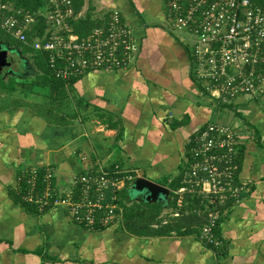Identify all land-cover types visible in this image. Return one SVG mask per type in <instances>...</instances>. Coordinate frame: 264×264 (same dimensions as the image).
I'll list each match as a JSON object with an SVG mask.
<instances>
[{
    "label": "crops",
    "instance_id": "crops-1",
    "mask_svg": "<svg viewBox=\"0 0 264 264\" xmlns=\"http://www.w3.org/2000/svg\"><path fill=\"white\" fill-rule=\"evenodd\" d=\"M164 6V0H84L95 17L119 11L139 52L130 67L87 74L60 99L26 83L29 74L18 80L0 71V264H264V92L218 107L194 80ZM211 121L236 129V171L245 186L237 201L222 205L221 251L196 233L184 235L195 217L179 219L170 206L171 185L188 167L189 142ZM49 166L61 190L86 170H137L169 196L147 202L130 194V184L123 188L127 205H160L159 226L177 223L182 233L134 235L120 227L122 217L91 230L63 207L27 208L15 194L19 176ZM159 226L155 221L150 230Z\"/></svg>",
    "mask_w": 264,
    "mask_h": 264
},
{
    "label": "built area",
    "instance_id": "built-area-1",
    "mask_svg": "<svg viewBox=\"0 0 264 264\" xmlns=\"http://www.w3.org/2000/svg\"><path fill=\"white\" fill-rule=\"evenodd\" d=\"M168 31L186 49L194 80L202 93L220 108H228L239 98H253L264 92V4L256 0H164ZM11 4L0 2V30L17 42L47 54V63L57 79L67 84L90 72L115 71L130 67L138 52L132 30L121 24L118 11L111 15L110 27H96L86 37L73 33L76 19L72 0H47L43 18L45 29H34L37 18L22 14ZM78 16V15H77ZM32 31V34L29 33ZM229 104L230 106L226 107ZM237 132L228 124L211 121L189 142L188 167L176 193L197 194L208 201L207 218L199 240L219 249L222 238L216 228L223 205L230 197L237 201L245 186L236 175ZM27 176L33 200L38 168ZM54 169L46 168L47 182L36 203L40 208L59 206L88 229L107 226L121 219L117 191L140 175L137 170L116 166L112 172L86 170L75 175L68 188L52 186ZM18 178V182H20ZM110 193L108 201L106 194ZM100 213L103 217H100ZM175 216H179L175 213Z\"/></svg>",
    "mask_w": 264,
    "mask_h": 264
},
{
    "label": "trees",
    "instance_id": "trees-1",
    "mask_svg": "<svg viewBox=\"0 0 264 264\" xmlns=\"http://www.w3.org/2000/svg\"><path fill=\"white\" fill-rule=\"evenodd\" d=\"M46 1L47 0H0L1 3L5 4H11L14 6V8L21 10L20 16H18L19 19H21L22 14H29L31 16H35L37 18V24L34 26L35 30H38L39 32L45 29V23H44V18H43V13H44V8L46 6ZM73 2V7L76 15V19L72 20L71 26L73 33L78 34L80 37H86L91 33L93 29L96 27H102L105 30L110 27V22H111V15L113 14V10L109 11L103 18H100L99 16H92L90 13H87L86 15H83V8L84 6V0H72ZM256 2H262L264 4V0H256ZM165 4V3H164ZM166 9V6H164V10ZM86 11V10H85ZM119 12V11H118ZM78 15V16H77ZM120 15V21L121 24L129 26L126 24V22L123 19L122 14L119 12ZM130 30H132V35L134 38V41L137 43L135 36H134V29L131 28L130 26L128 27ZM29 33L32 34V31L29 30ZM179 40V38H177ZM182 44V43H181ZM138 46V52H139V44L137 43ZM183 46V44H182ZM184 47V46H183ZM1 49H6L10 52H20L21 54H24L25 57L30 58L33 61L34 66L31 68L27 67L29 69V75L33 77V79L26 78V83H33L36 86L39 87H48L52 92H55V97L56 99H60L61 97H64L65 92L69 90V88L80 78L84 77L85 75L81 77H76L70 80V82L67 84L63 79H57L53 76L52 70L50 69L48 63H47V54L35 51L31 48H28L27 46L17 42L14 38L11 36L7 35L4 31L0 30V50ZM137 52V54H138ZM136 54V56H137ZM136 59V58H135ZM94 73V72H90ZM88 73V74H90ZM87 75V74H86ZM3 85V83L0 81V87ZM15 84L13 82L10 83L9 87L10 89H15ZM60 101V100H58ZM203 128L198 130L197 132L201 131ZM189 148L190 144L188 145V153H189ZM236 161H237V156H236ZM37 168V167H36ZM48 168V167H46ZM46 168H38V179L36 182V186L34 189L33 194V200L32 201H26L25 196L30 192V186L27 182V176L26 175H20L19 178L21 179L20 182H18V186L16 189V197L18 201H20L23 205H25L27 208H35L39 211L47 209L48 207L45 208H40V206L36 203L37 199L40 198L46 188L47 182L45 179V172ZM53 168V167H52ZM54 169V168H53ZM114 170H106L112 172ZM236 171V170H235ZM85 172V171H84ZM82 172V173H84ZM236 171V175H237ZM137 179V178H136ZM135 179V180H136ZM52 186L55 185V180L52 178ZM133 183V182H132ZM132 183L127 184L130 185ZM182 185H184V182L181 179H177L174 181L171 185L173 187L172 192H171V197L172 199L170 200V206L175 209L174 213L179 214V219L180 217L186 216V221L190 222L192 220L191 218L195 217L194 219V226H191V224H187L185 229H182L180 225L177 223L175 224H170L164 227L159 226L161 224L162 220L157 219L158 215L161 213V207L160 205L156 204H147V203H136L131 206L127 205V202L125 200H129L128 194L126 190H120L117 191V205L120 207V204L122 203L123 205V213H122V222L120 224V227H122L124 230H126L128 233L134 234V235H146V234H152V235H160L164 233H169L172 231H176L178 233H182L185 235L187 234H192L196 233L197 236L199 237L200 235V230L202 226L206 222L207 218V206H209L208 201L204 200L201 196L197 194H184L181 196V204H178L179 200V195L176 194V190L180 188ZM242 191L240 193V197L243 195ZM110 193L106 194V201H108ZM235 201V198L230 197L226 204L225 207L228 204H231ZM219 209L221 211V217L219 218V221L217 223V228L215 230L216 235L221 238L220 234L218 233L219 229V224L223 216V206H219ZM199 213V214H198ZM191 214V215H189ZM103 217L102 214L100 213L99 219ZM157 222L158 226L160 228L158 229H151L150 230V225L153 222ZM114 224V222L112 223ZM112 224H109L107 226H111ZM107 226H102L97 223L95 225L94 229L98 230L100 228H105ZM194 227V228H192ZM149 229V230H148ZM182 229V232H181ZM150 232V233H149ZM224 247V242L223 246L219 248L221 251Z\"/></svg>",
    "mask_w": 264,
    "mask_h": 264
},
{
    "label": "water",
    "instance_id": "water-1",
    "mask_svg": "<svg viewBox=\"0 0 264 264\" xmlns=\"http://www.w3.org/2000/svg\"><path fill=\"white\" fill-rule=\"evenodd\" d=\"M12 56V52L6 49L0 50V71L5 67L11 66L13 62ZM130 194L132 196L140 195L147 202L161 201L169 196V190L151 180L141 177L133 181Z\"/></svg>",
    "mask_w": 264,
    "mask_h": 264
},
{
    "label": "rangeland",
    "instance_id": "rangeland-1",
    "mask_svg": "<svg viewBox=\"0 0 264 264\" xmlns=\"http://www.w3.org/2000/svg\"><path fill=\"white\" fill-rule=\"evenodd\" d=\"M85 10H83V13H82L83 15H86L88 13V10H86V11ZM12 55H13L12 56L13 62L11 64V66L9 68L5 67L4 70L7 71V73H11L13 75H16L18 80L20 78L24 79V78L28 77L29 69L27 67H29V68H31V66L33 67L34 66L33 61L31 59H29L28 57H25L24 54H21L20 52H17V51L12 52ZM30 61H32V64ZM26 64H27V66H26ZM14 79H16V78H14ZM228 106H230V105L227 104L226 107H228ZM228 109H230V107H228ZM232 111H235V109H233Z\"/></svg>",
    "mask_w": 264,
    "mask_h": 264
}]
</instances>
